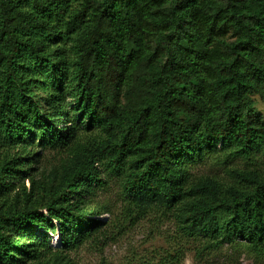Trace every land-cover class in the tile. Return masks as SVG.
Masks as SVG:
<instances>
[{
    "label": "trees",
    "instance_id": "1",
    "mask_svg": "<svg viewBox=\"0 0 264 264\" xmlns=\"http://www.w3.org/2000/svg\"><path fill=\"white\" fill-rule=\"evenodd\" d=\"M262 150L264 0H0V264H75L114 220L87 200L103 167L129 225L262 254L264 169L232 165ZM209 156L230 182L191 173Z\"/></svg>",
    "mask_w": 264,
    "mask_h": 264
},
{
    "label": "rangeland",
    "instance_id": "2",
    "mask_svg": "<svg viewBox=\"0 0 264 264\" xmlns=\"http://www.w3.org/2000/svg\"><path fill=\"white\" fill-rule=\"evenodd\" d=\"M35 153L39 155V163L34 165L38 173L45 167L57 165L61 156L54 150L38 147ZM232 165L264 169V150L254 160H239ZM229 170L230 166L218 164L209 156L194 162L190 171L197 177L216 176L223 182H230ZM100 171L102 183L96 185L93 195L87 200L110 211L97 216L99 219L114 220L104 226L94 239L86 240L72 251L75 264H264V252L257 254L244 242L209 246L205 241L183 238L173 218L158 220L159 213L156 211L129 225L123 176L113 174L104 167ZM114 221L120 224H114ZM58 235L57 231L51 233L52 245H57L55 238ZM169 252L178 254V260L167 257Z\"/></svg>",
    "mask_w": 264,
    "mask_h": 264
}]
</instances>
